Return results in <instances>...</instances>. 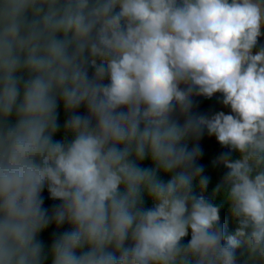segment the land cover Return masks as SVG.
I'll return each instance as SVG.
<instances>
[{"label":"clouds","instance_id":"clouds-1","mask_svg":"<svg viewBox=\"0 0 264 264\" xmlns=\"http://www.w3.org/2000/svg\"><path fill=\"white\" fill-rule=\"evenodd\" d=\"M262 28L264 0H0V264H264Z\"/></svg>","mask_w":264,"mask_h":264},{"label":"trees","instance_id":"trees-1","mask_svg":"<svg viewBox=\"0 0 264 264\" xmlns=\"http://www.w3.org/2000/svg\"><path fill=\"white\" fill-rule=\"evenodd\" d=\"M261 31L262 33H264V28H262ZM260 42H264V36L258 38V44ZM253 52H255V49H253ZM218 97H219V93L214 95L212 98L193 97L194 104H193L192 112L194 114L212 115L216 111H223L225 112V114H227L229 109L220 103ZM79 111L82 113L83 109H80ZM57 112H58V123L62 124L65 118V113L63 112L62 106H58ZM62 136H63L62 131H58L54 135V139L60 140L62 139ZM192 143H198L203 153L202 156L197 161V163H199L204 167L205 174H207L210 178L208 187L204 193L205 196H208L214 183L219 180L220 176L223 174L224 171L222 166L213 167L212 161L220 153L227 151V149L221 148L219 143L215 140L214 136H208L206 134L202 136L199 141L190 142L189 144L190 147L192 146ZM148 163H149L148 161H144L142 162L141 166H147ZM41 195L44 197L42 204L43 208L51 209L55 204L59 203L58 200H53L48 197V193L46 189L42 191ZM145 206L149 207L150 202H147ZM219 216L221 222L225 226V233L233 234L237 225L234 219L231 217L226 205L221 206L219 211ZM68 228L69 226L67 224L61 225L59 229H57L54 224L49 225L38 235V239L45 245L50 244L53 239L52 236L53 232L59 234L60 232L68 230ZM187 239H189V237L184 238L185 243L187 242ZM45 264H50V262L46 261Z\"/></svg>","mask_w":264,"mask_h":264}]
</instances>
